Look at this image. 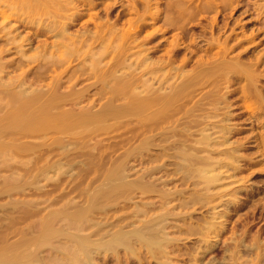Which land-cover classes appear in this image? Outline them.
Listing matches in <instances>:
<instances>
[{"label":"rangeland","instance_id":"1","mask_svg":"<svg viewBox=\"0 0 264 264\" xmlns=\"http://www.w3.org/2000/svg\"><path fill=\"white\" fill-rule=\"evenodd\" d=\"M21 1L22 0H3V1L0 0V53L2 54V55L0 54V82H1V84H0V115H1L0 116V122L2 121L0 123V126H3V125L6 126L5 124L8 122L9 117H10L9 116L10 114L8 112L11 113L12 109L14 108L13 103L16 100L15 99L16 97L14 96V98H12L9 96L16 94L17 98H21L23 95L21 94V96H20L19 95L20 93H18V91L20 92L21 90H24L26 87H28V83L30 84L28 89H32V87H34L32 91H34L36 85H38L36 87L37 90H35L37 92L39 89L38 87L41 88V85H43L44 87H46L45 85H48L47 86L48 89L43 88V86H42L43 89L42 88L40 89L41 92H43L45 89L46 92L45 91L44 92L46 94L44 93V94H42V96H44V95L47 96L50 93V91H47V90H51V89H49V87H50V85L55 84L53 82H55L56 79H57L56 81H58V79L60 80L59 85H61V86L59 87V89L63 88V90L66 88V86H71V85L75 84L76 82L77 83H76V85H74V87L76 89H78L79 87H81L82 84L88 85L89 83H91V81L94 82L95 79H93V78H96V80H98L97 76L99 74H101V72H100V70L98 71V69H96V66H94L92 62H91L92 64H90L89 61L91 60L93 55L96 56L97 53H100L101 50L104 49L102 47L104 45H101V42L104 44V42L106 43V40H107L108 41L107 44H108L109 40H111L110 43L113 40V43L117 44V40L115 41V37H117L116 39H119V38H121V35L115 34V33L113 34L112 33L113 30L112 31L108 30L110 28L109 27L110 25L106 24V27H103V26H105L104 25L105 23H103V22L100 23L97 21H104L102 19L105 18V15H106V18H109V20H111V19L113 20L117 16V14L122 15V16H119L120 20H123V19L126 20V18H129L128 16L131 14L128 12H127V14H125V11H127V10H125L126 5L127 4L129 5V0H122V1L120 0V2L122 4H120V2H118L119 0H117L116 2H114L113 0H111V1L108 0V3H109V1L110 2L113 1L114 3L112 4L113 8L110 7L112 10L109 8L106 11H105V8L107 9V6L110 4V3L109 4L106 3L107 0H105V1L104 0H89V1L87 0V2H86V0H75V1L73 0L74 3H71V0H58V1L53 0V2L54 3L56 2L57 4H54L52 2V0H49L50 2L47 1L49 5L45 4L46 8L44 7V3L40 2L42 4L41 5L39 2H38V4L36 2V4L40 8V9L38 8L39 12H37L36 8L38 6L34 3L35 1L26 0V1H28V3L26 1H25V3L29 4V2H30V5L33 4L35 7L37 6L36 8L33 7L32 5L27 6V4H25V6H24L23 5L24 1L23 2H21ZM210 1L211 2L209 4L211 7L210 8L206 7L207 9L202 8L199 10V12H197V8H193V7H196L197 4H199L200 2H201L200 3V5H201L203 2L202 0H200V2L197 0H194L193 2H191V1L187 2V3H189V5H192V9L196 10V12H195V15L192 16L193 18L192 17H189V18L184 17L183 19L181 18L182 20L185 19L184 21H182L180 19L181 24H184V26H185L184 28H186L188 26L186 29H183V28L178 27V26H177L178 27L177 28V27H175L176 25L175 26L173 25L174 26L173 28L168 27V30L164 31L163 29L166 27V25H163V23H164V21H162V20H164L163 17L158 19V20H153V19L150 20L151 18L148 17V18H146V21H145V19L142 20L143 18H140V20H139V18H136V16L133 15L134 18L130 17L129 19L133 20L134 23H135V20H136V22L139 21L138 24L142 23V25H143L142 29L144 30V28H145V31H147V32H148V29H147L148 27H149L150 32L153 29L155 31H158L159 29L163 28L162 29L163 32L158 31L159 32L158 34H157V32H155L154 35L151 37L152 39L150 38V41H149L150 43L145 42L143 45V48H144L145 45H147V47H149L151 45H154L155 43L160 44L159 45V48H160L159 51H157L153 55L151 54V57H153L152 58L153 60L157 59L158 54L159 55L163 54L164 50L166 52V49H167L169 42H170V39L171 40L173 38L176 40L179 39L178 40L179 42H182V40H183L182 44H187L188 46H190V48H188V49H193L196 42H198V45L200 44V46L202 48H205V47H207L206 44H207V40L210 38V34L214 33V36H216V34H217V37L219 38V39L217 38V41L219 43H222V45H226V46L230 47L229 56L236 55L233 57H237L240 61H242L244 63V65H245L244 68H241L237 72L232 71L231 73L230 72L228 73L231 76L238 75V79L236 81H233V84H232L233 86L229 85L228 87L227 86L225 87V85L227 83L224 81H223V83L220 82L221 85H218V86L221 88H219L218 86H217L218 90H216L215 87L212 88V93L214 94L213 95L211 93L212 97L210 94V97L212 99L204 100L206 102L208 101L207 102L208 105L204 101H202V102H204V106H203V103H201L202 104L201 111H199V109H197V111H199L200 113L202 111L204 113H206L207 111H210V113L207 112L206 114H211V112L213 113V112L218 111L217 113H221L223 119H221L220 117H215V118L208 117V118L203 119L201 122H202V124L204 122H206V123L209 122L211 125L210 124L207 125L205 123H204V125H202L201 123H199V126L196 125V122L193 121L192 118H190L191 120H189V118H188V120L185 118L184 119L181 118L182 120H178L177 124H176V121L174 122L176 124L175 128L179 129V130H177V131H179V133L175 132V135H176V133H177V135L176 136L174 135L175 137H173V138L176 139L178 134H179V136L182 134V137H179V138H181L180 142L183 143V141H184V144L185 143L186 144H192V146L196 145L195 147L198 146V147L202 148L201 143L196 142V144H194V142H195L196 138H199L201 136V134H208L209 133L208 134L209 139L207 138V139L203 140V143H202L203 150L201 151V153L198 152V154L205 155L206 157H208L207 161H209V163L211 161L210 167H212V165H213V167L215 168V169L211 168V170H209L207 174L211 175L214 173V175H216L218 178L216 179V182L212 183V181H211V183H209V185L207 187L204 186V183H202L201 180L198 179L199 176L196 173L193 172L194 174H191L187 170L182 169L183 167H184V169L187 168V166H188L187 163H184V162L182 163L181 162L182 160L178 159L179 157L174 158L173 156H170V154L174 152V150L172 148H168V150H166L167 148L164 150H161V149H158V147L151 148L152 146H150V147L144 148L145 150H143V149L140 150L139 148L136 149L135 153L137 155L135 154V157H132V158L137 159L136 164H138V165L133 167V169L134 168H136V169H134L135 171L132 170L131 174H133V175H131V176H135L134 175L135 172L137 173V171H140V170H138V168L141 169L142 167H144L143 165L147 166V164L149 165L150 162L152 161L153 163L152 162L151 163L153 165L155 163L156 164L164 163V165H166L165 168L167 167V169L165 170L163 168L164 166L162 165L161 166L163 168L162 170H164L165 173H168V177H169V174H170L171 178L174 177L173 180L170 177H169L170 179L168 178L169 182H171V183L168 182L169 185L168 184L164 185L166 188H164L163 185H161V184L160 185L163 187L164 190L167 191V194L169 193L168 194L169 197L166 195L168 197V199L166 198L167 201L170 200L169 198H172V197H173V199L176 198L175 199L176 202H174V203H176V205L173 204V206H171L172 202H170V201H172L173 199H171L169 201L171 204V205L170 204L169 205L171 207L165 206V205H168V204H166L167 202L164 204L165 198L159 200V201H161V204H163L165 206V207H163L164 210H166L165 209L166 207L171 208V209L175 208V207L177 208V209L176 208L173 209L175 213L173 211H172V213H174V214H172V213L170 214L171 215L170 217H172L171 219L173 220V222H175V225H176V226H174V225L169 226V227H172V228H169V230L171 229L170 235L173 238L175 237L174 239H172L168 243V244H170L169 246H171V247H168L171 252L168 250V248H167V251H166V249L163 250V248H161L162 249L161 251L164 252L163 255H161L162 252H160V250H158V251L161 254L159 252H157V249H159V248H155L156 249V251H155V249L154 250L152 249L153 247L146 248V245L144 243L143 244L145 246L139 241L138 244L139 243H141V244L138 245V244H136L137 240H133L134 245L132 244V246L135 247L134 248L135 250L133 249L132 246H131L132 248H130V249H129V247L127 248L126 242L125 243L123 242L124 246L118 245V243H116L117 246H115V248H116L115 250L112 248L110 249V247L107 246V247H109V248L106 247V249H108V251H105L106 249L105 250L103 249L106 246V245H104L103 248L101 247L102 249L100 248V250H102V251H100L99 249H97L98 251L96 250L97 252H99L98 254H93V253L91 254V257H89L90 262H89V260H87L88 261L87 264L88 263L89 264H163L164 261H165L164 264H190L191 262H192L191 264H207L208 263L207 261L211 262L208 264H213V263L216 264V262L217 263L219 262L220 264L221 263H223V264H264V105H263L264 104V49H263L264 48V0H222V1L221 0H217V1L216 0H210ZM195 2H198V3H195ZM75 3H77L78 5L77 4L74 5ZM88 3H91V5H89ZM93 3L96 5H92ZM140 3L141 2H139V4ZM192 3H194V6ZM17 4L18 5L20 4V5L18 6ZM143 4L137 5V7L142 8ZM159 4H160L159 5L160 7L159 6L158 7L160 9H162L163 7H165V0H161L159 2ZM21 5H23V6L21 7ZM51 5L54 7H52ZM70 5H71V7H70ZM259 5L262 7H260ZM87 6L89 7V9ZM92 6L94 8H92ZM102 6H103V8H102ZM214 6H216V7H214ZM41 7H43V8H41ZM47 8H48V10H47ZM26 9H28V10L31 9V12H29L28 10L26 11ZM40 10H42V12ZM141 10L143 11V9H141ZM171 10H174V9H171ZM142 11H140V12H142ZM201 11H202V13H201ZM259 11H260V13H258ZM39 14L42 16H40ZM52 14L55 16L57 15L58 19L56 18V21H55V18L53 19L54 16ZM80 14H81V16H79ZM89 14L94 15V18L92 15H91L92 16V18H91V16H89ZM63 15H65V16H63ZM69 15L73 19H71V17H69ZM113 15H115V17ZM61 16H62V18H61ZM74 16H75V18H74ZM99 16H101L102 19H100ZM131 16H132V14H131ZM48 17L50 18V20ZM46 19H48V21ZM94 19L95 20L97 19V20L95 21ZM51 20H54L55 22L52 21L53 23L52 22L50 23ZM61 20L63 22L65 21L67 23H64L63 25H61V23H63V22H61ZM125 20H123V25H122L123 28L121 27L123 30H126V28H127V24H126L127 21L125 22ZM147 20L149 22H147ZM118 21H119V19H118ZM150 21H152V23ZM153 21H155V22H153ZM119 22L122 23V21H119ZM179 22H178V24H180ZM44 23L46 24L45 27H47V25L50 26V31H49V29L46 30V28L43 26ZM47 23H49V24H47ZM51 24L52 25L56 24V28H58L59 31H58V29H56V30L58 32H60L61 35H62V31H63L62 27H64L66 25L65 27L67 29L66 30L67 33L68 32L71 33V34L69 33L70 34L69 36L72 35L71 37H73V33H74V36L77 35L78 38H76V37H73L74 39L73 38L71 39V37L67 38V37H69L67 34L64 35L63 37L62 36L59 37L60 33H58V32L56 33V35L58 34V36H56L54 28L53 27L51 28V26H52ZM95 24H97V25H95ZM208 24H211V25H208ZM37 25H39V26H37ZM84 25H85V28H83ZM13 26H15V27L13 28ZM101 26L103 29L100 28ZM107 26L109 27L108 29H106ZM117 26H118V23H117ZM79 27H82V28H79ZM119 27H120V24H119ZM154 27H156V29ZM256 27L259 30H257ZM260 27H261V30H260ZM36 28H37V30H36ZM61 28H62V31H61ZM77 28H79V29H77ZM86 28H88V29H86ZM93 28H94V30H93ZM104 28L106 29V31L104 30ZM83 29H84V31H83ZM223 29H224V31H223ZM74 30H76L79 33H76ZM123 30H120V31H123ZM44 32H46V33H44ZM82 32L84 34H81ZM107 32H108V34H107ZM117 32H119V30H117ZM216 32H218V33H216ZM226 32H228V33H226ZM98 33H99V35H98ZM242 33H243V36H242ZM78 34H80L81 36L80 35L78 36ZM147 34L148 33H146V35ZM89 35H92L94 37L95 36L98 37V38L95 37V41H94L95 43H93V42L90 43V41L94 40V38L92 36H90L92 39L89 40V38H90ZM102 35L105 37H103ZM116 35H118V36H116ZM142 35H144L143 32H142ZM86 36L88 37L89 41L86 42L87 44L86 43L84 44L79 40V38L81 40H84L87 38ZM184 36H186V37H184ZM225 36H227V37L225 38ZM64 37L67 38L68 40L64 39ZM102 37H103V39H102ZM110 37H112L113 39H110ZM145 37H147V36H145ZM8 39H11V40H8ZM56 39H58V40L56 41ZM61 39L63 42L61 41ZM259 39H260V41H259ZM74 40L77 42L80 41L82 44H80V42L78 43L80 46L78 44H74V42H75ZM121 40H122V38H121ZM240 40H243V42ZM7 43H9V44H7ZM166 43H167V46L165 47ZM249 44H251V45H249ZM76 45H78V48ZM88 45L90 48H88ZM55 46H57V47H55ZM67 46H69V47H67ZM63 47H66V48H63ZM135 47H131L128 50V52H130V56H129V54H127L128 59H130V60L133 59L134 61L137 59L136 56L138 58H140L139 55H141L138 52L139 48L137 46H135ZM98 48H100V50ZM213 48L215 51L216 47L213 46ZM188 49H181V51L184 50L185 53L189 52L190 54L187 53V55H191L192 63H193V65H195L197 63L196 62L197 59L200 58L199 57L200 54H203V52L202 51L201 52L196 51L197 53H199V54H197L196 52H194V53L190 52L191 50H188ZM240 49L241 50L243 49V50L241 51ZM63 53H65V54H63ZM74 53L75 54L77 53V55H74ZM111 53H113V52H111ZM111 53H109V55H112ZM86 54H88L89 56ZM114 54H116V52H114ZM156 54H157V56H156ZM181 54H182V52H181ZM57 55L59 57L64 58V59H65V57H67L65 60L61 58L63 65H62L61 61H59V60L57 61V59H59ZM109 55H107L108 57L106 56L108 59H109ZM210 56L211 55H209V57ZM106 57L103 59V60H105L104 62H107V60H108ZM111 57H110V59H111ZM207 57L208 56H203V59L207 58ZM41 58H42V60H41ZM44 58H46V59H44ZM54 58H57L55 60L57 62H55V61L53 62ZM48 59H49V61L51 60L53 63H55L53 67H52V65H53L52 62L47 63ZM128 59H127V62H128ZM247 59L249 61H247ZM133 60H131V61L133 62ZM255 60H257V61H255ZM259 60H261V61H259ZM44 61H45V63H44ZM131 61H129V62H131ZM136 61H138V60H136ZM135 62H133V63H135ZM67 63L69 64V66ZM84 64L87 65L89 68L87 66H85ZM45 66H48V68ZM58 66L60 67V69ZM65 66H66V69H65ZM70 66H72V67H70ZM67 67L70 68V70ZM73 67H74V69H73ZM134 67L135 66H133V68ZM255 68H256V71H255ZM257 68L258 69L260 68L261 70L260 69L258 70ZM64 69H65V71H64ZM72 69H73V71L71 72ZM136 69H138L137 71H140L139 70L140 68L135 67V70ZM83 70H85V71H83ZM246 70H248V73ZM95 71L98 73H96ZM92 72L96 73L95 74L96 77L95 76L92 77V74H94ZM162 72H164V71H162ZM252 72H254V73H252ZM249 73H250V75L248 76ZM158 74L159 73H157V75ZM252 74H254V75H252ZM22 76H23V78H22ZM90 76L92 77L93 80L90 78ZM247 77L248 78L250 77V79H251L250 82L252 81L251 83L250 82L248 83V81H249L248 79L246 81ZM19 79L20 80L24 79L25 85H27V86L24 85V88H23L22 85L24 82L23 81L20 82ZM47 79H48V81H47ZM63 79L65 80V82ZM78 79H79L80 83L78 82ZM29 80H30V82H27ZM31 80H33V81H31ZM96 80H95L96 83L94 86L91 85L92 87L90 86L89 88L86 89V91L83 92L85 97L83 94H82L83 96L82 95L81 96L83 97V99L85 101H81L80 104H82V102L83 103L87 102L86 101L87 99H85L86 96H88V97L93 96L95 98H97V97L99 98L100 93L102 94L105 92L104 89L106 90L107 88L102 89L101 85H100V87H96V86H99V84H98L99 82H97ZM71 81L72 82L74 81L75 83L74 82L72 83ZM255 82H257V83H255ZM18 83H19V85L21 84L20 90L18 89V88H20ZM50 83H52V84H50ZM224 83H226V84H224ZM6 84H8V85H6ZM10 84H11V86H10ZM210 84H207V86L205 85V87L197 89L199 91L196 90L198 93L195 91L196 95L194 93V97L197 98L198 97L197 95H199V94L201 95L204 92H208V89H211L210 86L211 87L214 86L213 84L212 85H210ZM63 85H65V88L63 87ZM243 85H244V89L242 88ZM240 87L242 88V90ZM248 87L251 88L252 90L251 89L249 90L251 92L250 93L248 92L249 97H247L248 99H246L245 96L243 97L244 94L242 91L243 90L248 91V89H247ZM12 88L13 89L17 88L16 91L17 90L18 91L16 92ZM99 88H101V90H99ZM230 89H232L233 91H230ZM9 90L14 91V92L12 91L13 92L12 95H9L10 92L8 95H6ZM26 90H24V91H25V93L27 92V94L32 92L30 90H29V92ZM215 90H216V93H214ZM224 90H226V91H224ZM228 90L230 92H228ZM1 91H2V93H1ZM59 91H62V90H59ZM100 91H102V92H100ZM202 91H204V92H202ZM209 91H211V90H209ZM22 93L24 94L23 91H22ZM86 93H87V95H86ZM105 93L107 94V92H105ZM104 94H102L100 96L104 97L103 96ZM217 94H219L220 96ZM256 94L258 95V98H257ZM215 95H217V96H215ZM6 96H7V98H6ZM213 96H215V97H213ZM8 97H9V99H8ZM79 97H80V95H79ZM2 98H4V100H2ZM95 98H93V99H95ZM195 98H193V99H195ZM213 98H214V100H213ZM13 99H15V100H13ZM75 99L77 100L79 98H75ZM97 99H95V100H97ZM90 100H91V98H90ZM90 100L88 99V102ZM230 100H231V102H230ZM249 101H251L250 103L252 106L249 104ZM97 102H98V100H97ZM99 102H100V100H99ZM244 102L247 104L245 105ZM191 103H192V101H191ZM210 105H211V107H210ZM248 105L251 107H249ZM229 106H231V107H229ZM203 107L206 108V111L203 109ZM245 107H247V108H245ZM195 109L193 111L196 113L197 111H195ZM199 112H197V113H199ZM197 113L195 114L196 117L193 116L194 117L193 119H195L197 117H198V119L199 118L201 119L202 115L204 114V113L203 114L202 113L197 114ZM224 114H226V115H224ZM4 116H6L8 118H6ZM190 117H192V116H190ZM219 118H220L219 122H221V123H219L217 121V119L219 120ZM133 119H132L133 123H135L139 120V119L136 120L135 118H133ZM205 120H207V121H205ZM184 122H187V124L190 122V124L186 125ZM191 122L194 124H191ZM133 123L132 124L127 123V125H126V123L125 124L122 123V124H120L121 126L118 125L119 127L118 128L116 127V129L115 128L97 129L96 131H94V133L91 132V134H88L89 138L92 137L91 139H89V141L94 142L95 140L98 139L102 142L101 144H103V145L106 144L107 146H109L111 141L114 142V140H113V138H114L120 144H118L116 146V148L114 147V151L113 150H107L108 153L106 152L107 155H110V156L112 155L111 157H114L117 153H119L120 151H122L123 149L128 147V144H127V142H125L126 141L125 139L127 138L128 135H130L131 131H128L129 130L128 128L130 125H133ZM135 124H134V126L138 127L139 123H137V125H135ZM200 124L202 126H205L206 128L203 129V127H201ZM189 125H191V126L193 125L194 127H197L196 128L197 132L195 131L194 128H193L194 132H196V133L193 132V129H191L192 130L191 132L189 131V129L186 130L187 128L191 127ZM216 125H218V126H216ZM214 126H216V127H214ZM198 127H200V128H198ZM218 127H220L221 129H219ZM53 129H51V128L45 129V130L44 129H37V130L35 129L37 131V133L34 132L35 130H32V132L29 131V133H27L28 131H26V132L22 131L23 137H22L21 133L16 132V133H18V134H16L13 129H6L5 130L6 133H5V131H2V134L5 135V136L3 135L4 137L2 136V134H0L1 135L0 136V250H1V248L2 249L4 247L6 248L9 243L12 244L13 241L18 240L16 242L20 243V241H19L20 239H22V241H23L25 238L31 239L30 237L36 236L38 234V232H40V230L43 229V227L48 223L47 216H48L50 211H54V209L56 210L59 207L61 208L62 202L73 201L72 203H74V202L77 203V202H80L82 200L81 198H83V196H82V194H79V190H77L79 188L78 185L80 184L81 180H82L81 185H79V186H83L86 183V181H89V177H90V179H92V176L94 178L97 175V177L99 178L100 176H98V175L101 174L102 170L104 171L105 167L101 166L103 169H99L101 167L98 166V170L95 171V168L97 169V167L94 166V168H89L90 169V170L88 169L89 171L87 170L86 173H83V176L80 177L82 179L78 180V177L76 178L77 171L74 170V171H72L73 173H75L74 174L75 179H72L73 183L71 182V179L68 178V180H67L66 176H62L61 180H59V181H51L52 179L51 180L45 179L46 176L53 174L52 171H48V172H45L42 174L40 173V175L38 174L39 178H38V176L36 177L35 174H37V172L39 173V171H37V170H39L40 168L43 167V166L40 167V165H42L44 163L43 160L45 161L47 158L53 159V157H56V152L59 150L54 143H53L54 145L49 144L50 147L49 146L48 147L50 149H48V147H47V150H49V152L48 151L46 152V150H43V149H46L47 145L44 147H42L41 145H37L38 143L40 144V141H42L43 139H46L47 141H50L52 138L54 139V137L56 135H58L59 131L57 129H55L53 131ZM198 129H200V130H198ZM12 130L14 132L13 135L11 134V133H13V132H11ZM40 130L43 132L42 134H41V132H39ZM104 130H106V131H104ZM109 130H112L113 132L109 131ZM136 130H138V129H136ZM55 131H56V133H55ZM38 132H39V134H38ZM46 132H48L47 134L50 137L46 134ZM98 132H99V134H98ZM101 132L103 134H105V132H107L106 134H109L111 132L114 135L109 134L106 136H104V135L102 136ZM139 133L140 132H138V134ZM191 133H194V134H192V136H189ZM43 134L46 135L47 137L45 136V138H44ZM183 134H185L188 139L186 138V140H185L184 139L185 136H183ZM25 135H27V136L25 137ZM141 135L142 134L140 133V135H137V137L135 136L136 138L134 140L138 141V138L140 139L142 137ZM94 136H95V138H94ZM108 136H110L111 138L113 137L112 140ZM17 137H18V139H17ZM210 139L213 141H211ZM3 140L6 142H3ZM122 140H123V142H122ZM11 141H13L15 144ZM23 142H25V144ZM122 143H124V144H122ZM121 144H122V146H121ZM8 145H11V146H8ZM20 145H21V147H20ZM37 146H39V148H37ZM51 146L52 147L55 146V148L57 150L55 149L56 150L55 151ZM34 147H36V148H34ZM117 147H118V149H117ZM52 149H53V151H55L54 152L55 154H53ZM29 150H31V151H29ZM38 151H39V153L40 152L42 153L41 156L39 155V153H37ZM140 153L143 155H141ZM146 153H149V155ZM154 153L156 154V156ZM47 154H49V155H47ZM157 154L160 158L157 157ZM47 156H49V157H47ZM148 156H153V158L152 157L148 158ZM38 157H40V158H38ZM228 157H229V159H228ZM154 158H157V159L155 160ZM167 159H169V160H167ZM39 161H40V163H39ZM130 161L132 162V160H130ZM138 161H140V162L137 163ZM133 162H135V161H133ZM177 162H179V163H177ZM183 164L186 166H182ZM37 165H39V166H37ZM224 165H226V166H224ZM180 166H182V167H180ZM179 168H181V169H179ZM162 170H160L159 173L154 174L153 177L160 175ZM175 170H177V171L174 173L173 171H175ZM185 171H187L188 173H186ZM96 172L98 174H96ZM182 172H184V176L187 175L188 178L182 179L184 177V176H182L183 175ZM102 174H103V172H102ZM34 175H35L36 179H33ZM172 175H174V176L172 177ZM190 175H192V176H190ZM52 177L55 178L54 176H52ZM37 178L39 179V184L37 183L38 182ZM101 178H99V179H101ZM126 178H128V177H126ZM129 178H131V177H129ZM99 179H96V180H99ZM34 180H37V181L35 182ZM47 180H49V181H47ZM76 180H78V181H76ZM31 181H33L35 183H32ZM74 181H75V183H74ZM56 182H58V183H56ZM200 183L202 185H200ZM181 184H183V185H181ZM35 185L39 186L40 189H39V187L37 189V187ZM158 186H157V188H158ZM42 187L44 190L41 189ZM76 187H77V189H76ZM203 187H204V189H202ZM168 188H171L172 190L168 189ZM173 188H175V189L177 188V189L175 190ZM154 191H156V190H154ZM175 191H177V192H175ZM147 192L149 193V191H147ZM172 192H174L175 196L172 194ZM148 193H146V194L145 193L144 194L137 193V194L142 195V197L141 196L139 197V195H137V196L135 195V197L131 200V201L135 200L136 203L135 202L134 203L136 205H134V203H131L130 200H129L130 201L129 202L127 198H124L126 196L125 193H122V194H124L123 196L121 194H120V196H118V194H119L118 193L117 196L115 195L116 197L114 196L113 200L110 202L111 205L108 202L109 209L111 210V208H112L114 213L112 212V210L109 212L112 213L111 214L112 216H116V217L118 216V217L122 218L121 215L129 214V210H131L132 207L133 208H137V207L140 208V206H137V205H140V203H142L144 205L145 200L148 202H149V200H151V202H154V200H156V202L158 203V199L160 198L161 194L158 191L157 192H150V194H148ZM157 193H159L160 195L158 196ZM170 193L172 194V197H170L171 196ZM57 197L59 198V201L57 200L58 202H56V200H55V203H54L53 198L55 199ZM163 197H165V195ZM116 198L117 199L120 198L123 201L125 199H127V200H125V202H123L120 199H119L120 201H118ZM142 198H143V200H140ZM147 198H149V200H147ZM196 198H197V200H196ZM114 200H115V202H113ZM175 200H173V201H175ZM50 201H52V202H50ZM138 201L140 202L139 204H138ZM156 202L154 203L155 206L158 205V204L156 205ZM180 202H183V203L185 202L187 205L184 203V206H183V203H182V205L180 206L177 204ZM113 203H115L117 205L114 206V205H112ZM142 204H141V206H142ZM103 206L106 207L107 204L103 205ZM103 206L101 205L100 210H99V208L97 209L98 212L100 211L99 213H97V210L94 212L95 214L97 213L98 215L97 214L93 215V213H91L93 215V217H92V215L90 214L94 220L99 218V220L101 219V222H102V220H104L103 214L108 213L104 216L105 217L107 215L110 216V214L108 212L109 209L107 208L108 206L106 207L107 210ZM110 206H111V208H110ZM129 207H131V208H129ZM157 207H159V205ZM157 207H155V208H157ZM160 207L158 210L161 209L160 211L162 212V205ZM113 208H115V209H113ZM101 209L105 210L106 213H103L104 211ZM188 209H189V211H188ZM101 211H103V212H101ZM152 211H150V213ZM176 212H178V214H176ZM179 212L181 214H179ZM45 214H47V216H45ZM114 214H116V215H114ZM152 214H156V213L153 212ZM61 215H63V214H61ZM42 216L43 217L45 216V217L43 218ZM112 216H110L111 217L110 220L114 219L115 222L110 221V220H109L110 221L109 222L108 221L109 217H108V219H107L108 223L114 222V223H111L114 225V227L119 226L116 223H119L120 225L122 223V226L124 229L128 228V226H126L127 225V220H126L127 215L125 216L126 219H124V218L122 219V220H126L125 223H123L121 219H120L121 223L116 222L119 219L115 220L116 218L115 217L113 218ZM142 216L143 215H141V218H142ZM178 216H181V218ZM56 217H57V219L54 217L50 218L51 221L49 220L50 221L49 223L53 224L52 221L55 220L54 225H56L57 228H58V226H60L59 229L63 230L62 231L63 234L58 233L59 235L56 234L55 235L56 237H54L52 239H49V240L41 242V243L38 242L37 244H39V245H37L34 242L35 246H33L34 247L33 250L35 252L38 250L39 251L38 255H40L38 262H40V264H67V263L68 264H73V263L76 264L75 262H77L79 264L84 263V262L80 261L81 258H79L77 260L78 250H77L76 244L74 241L73 242L71 241L72 237H70L71 238L70 239L67 237L68 235L66 236V233L72 232V234H73V232H74V235L77 233L78 234H82V233L84 234V232L86 230H83L80 227L79 228L83 231L77 230L78 225L76 226V228L74 227V224L72 222L76 221L77 219H71V221H70V219L68 220L69 217L66 218L65 215L62 217L57 215ZM91 217H90V220H92ZM177 217H178V219H176ZM42 220L44 222L46 221V223L44 224V222ZM66 220H68V221H66ZM40 221L43 222L42 226H41ZM77 221L74 223L77 224L78 223ZM70 222H71V224H70ZM91 222H93V221H91ZM103 222H104L103 223V225H104L103 229L105 230V227H106L105 220ZM189 223H190V225H189ZM115 224H116V226H115ZM206 224H208V225H206ZM202 225H204V226H202ZM107 226L108 227H106V228H107V230H109V228H111V225H107ZM201 227H202V230H201ZM209 227H210V230H209ZM103 229L101 231L102 233H104ZM36 230H37V232H36ZM65 231H66V233H64ZM109 231H112V230H109ZM200 232H202L203 234ZM204 234H205V236H204ZM209 237H210V239H209ZM203 238H205V239H203ZM175 239H176V241H175ZM200 239L202 241L206 240V242H208V243H206V242L204 243V241L202 242ZM52 240H54V241H52ZM16 242H13V243H16ZM66 242H68V243L66 244ZM71 242L73 243V245H75V249H74V246L72 245ZM203 243H204V245H203ZM112 244H114V243H112ZM112 244H110V245H112ZM119 244H122V243L119 242ZM174 244H175V246H174ZM208 244H210V245H208ZM244 244H245V246H244ZM249 244L251 247L249 246ZM67 245H71V246H69L71 248L73 246V248H72L73 251H72V249L67 247ZM206 245H208V246L205 247ZM231 245H233V246H231ZM247 246H248V248H246ZM150 248L152 250H150ZM202 248H204V252H203ZM234 249H235V251H234ZM247 249H248V252H247ZM74 250H77V252H75ZM132 250H134L135 252L133 253ZM166 252H168V253H166ZM231 252L232 253L238 252V253H235L233 255ZM156 253H158V254H156ZM196 253H198V254H196ZM201 253H203L204 255H200ZM80 255H82V252L80 253ZM92 255H94V257H92ZM194 256L199 260H197V259L195 260ZM163 257L165 260L163 259ZM41 258H43L44 261ZM255 258L257 260H255ZM71 260H72V263H71ZM226 260H228V261H226ZM78 261H80V262H78ZM235 261H236V263H235ZM84 264H86V262Z\"/></svg>","mask_w":264,"mask_h":264},{"label":"bare ground","instance_id":"2","mask_svg":"<svg viewBox=\"0 0 264 264\" xmlns=\"http://www.w3.org/2000/svg\"><path fill=\"white\" fill-rule=\"evenodd\" d=\"M3 1V0H2ZM24 1V3H23V5L25 6V4H27L28 3V1H26V0H22L21 2H23ZM25 1L27 2V3H25ZM33 1H35L34 3L36 4V2H37V4H38V2L40 3H44V7L46 6L45 4H47V5H49L48 4V2L47 1H49V0H33ZM44 1V2H43ZM58 1V0H57ZM75 1V0H74ZM74 1L73 0H71V3H74ZM89 1V0H88ZM105 1V0H104ZM111 1V0H110ZM109 1V3H108V0H107V2L106 3H108L109 5L107 6V9L105 8V11L106 10H108L110 7L111 8H113V6H112V4L114 3V2H116L117 0H113L112 2H110ZM122 1V0H121ZM161 0H129V5L127 4L126 5V9L125 10H127V11H125V14H127V12L128 13H131L132 14V16H131V14L128 16L129 18L130 17H132V18H134L133 17V15L134 16H136V18H139V20H140V18H143L142 20H144L145 19V21H146V18H148V17H150L151 19L150 20H158V19H160V18H164V20H162V21H164V23H163V25H166V27L163 29L162 27V29L165 31V30H168V27H174L175 25V27H181V28H183V29H186V28H184L185 26H184V24H181V20L184 18V17H187V18H189V17H192V16H194L195 15V12H196V10H194V9H192V5H189V3H187V2H193L192 0H165V7H163L162 9H160L159 7V2H160ZM197 1H199L200 2V0H197ZM203 2H202V4L200 5V3L199 4H197V6L196 7H193V8H197V12H199V10L200 9H204V8H210L211 6H210V0H202ZM217 1V0H216ZM222 1V0H221ZM11 2V1H10ZM18 2V1H17ZM50 2V1H49ZM52 2H53V0H52ZM60 2V1H59ZM69 2V1H68ZM79 2V1H78ZM82 2V1H81ZM86 2H87V0H86ZM85 2V3H86ZM118 2H120V0L118 1ZM139 2H141L140 4H143L142 6V8L141 9H143V11L139 8V7H137V5H140L139 4ZM229 2V1H228ZM3 3V2H2ZM40 3V4H41ZM54 3V2H53ZM105 3V4H106ZM195 3H198V2H195ZM216 3V2H215ZM262 3V2H261ZM22 4V3H21ZM36 4V5H37ZM39 4V5H40ZM54 4H57L56 2L54 3ZM63 4V3H62ZM77 3H75L74 5H76ZM89 5H91V3H88ZM87 4V5H88ZM120 4H122L121 2H120ZM191 4V3H190ZM193 4V6H194V3H192ZM257 4V3H256ZM15 5V4H14ZM18 5V4H17ZM20 5V4H19ZM18 5V6H19ZM23 5H21V7L23 6ZM28 5H30V2H29V4H27V6ZM33 7H35L33 4H31ZM30 5V6H31ZM42 5V4H41ZM64 5V4H63ZM62 5V6H63ZM78 5V4H77ZM88 5V6H89ZM92 5H96V4H92ZM145 5V6H144ZM154 7H153V6ZM164 5V4H163ZM196 5V4H195ZM199 5V6H198ZM223 5V4H222ZM226 5V4H225ZM230 5V4H229ZM228 5V6H229ZM262 5V4H261ZM16 6V5H15ZM38 6V5H37ZM36 6V7H37ZM52 6V5H51ZM81 6V5H80ZM87 6V7H88ZM123 6V5H122ZM152 6V7H151ZM159 6V7H158ZM220 6V5H219ZM258 6V5H257ZM260 6V5H259ZM35 7V8H36ZM50 7V6H49ZM48 7V8H49ZM52 7H54V6H52ZM64 7V6H63ZM62 7V8H63ZM69 7V6H68ZM70 7H71V5H70ZM90 7V6H89ZM89 7H88V9H89ZM214 7H216V6H214ZM260 7H262V6H260ZM24 8V7H23ZM29 8V7H28ZM32 8V7H31ZM38 8H39V6L36 8L37 9V12H39V10H38ZM41 8H43V7H41ZM46 8V7H45ZM48 8H47V10H48ZM92 8H94L93 6H92ZM91 8V9H92ZM98 8V7H97ZM102 8H103V6H102ZM110 8V9H111ZM128 8V9H127ZM206 8V9H207ZM226 8V7H225ZM224 8V9H225ZM229 8V7H228ZM40 9V8H39ZM57 9V8H56ZM164 9V10H163ZM171 9H174V10H171ZM255 9V8H254ZM9 10V9H8ZM12 10V9H11ZM28 9H26V11H27ZM44 10V9H43ZM62 10V9H61ZM78 10V9H77ZM94 10V9H93ZM112 10V9H111ZM10 11V10H9ZM8 11V12H9ZM29 12H31V9L30 10H28ZM41 12H42V10H40ZM60 11V10H59ZM83 11V10H82ZM99 11V10H98ZM110 11V10H109ZM140 11H142V12H140ZM205 11V10H204ZM36 12V13H37ZM207 12V11H206ZM25 13V12H24ZM35 13V14H36ZM52 13V12H51ZM201 13H202V11H201ZM258 13H260V11L258 12ZM14 14V13H13ZM41 14V13H40ZM39 14V15H40ZM50 14V13H49ZM64 14V13H63ZM78 14V13H77ZM93 14V13H92ZM92 14H89V16H91ZM106 14V13H105ZM124 14V13H123ZM12 15V14H11ZM44 15V14H43ZM53 15V14H52ZM99 15V14H98ZM109 15V14H108ZM116 15V14H115ZM115 15H113L114 17H115ZM217 15V14H216ZM40 16H42V15H40ZM54 17H53V19L55 18V21H56V18H57V15L55 16V15H53ZM60 16V15H59ZM63 16H65V15H63ZM79 16H81V14L79 15ZM93 16V18H94V15H92ZM92 16H91V18H92ZM119 16H122V15H120V14H117V16L112 20H109V18H106V15H105V18H101V16H99L100 17V19H102V20H104V21H97V22H103V23H105L104 25L105 26H103V27H106V24L107 25H110L109 27L111 28H109L108 26H107V28L106 29H108L109 31H112V33L114 34H120L121 35V38H122V40H121V38H119V39H116L117 37H115L114 35V37H115V41L117 40V44L116 43H113V40H112V42L110 43V41L111 40H109V43L107 44V40H106V43L104 42V44L101 42V45H104V46H102L104 49L103 50H101V52L100 53H97V55L95 56V55H93L92 56V58H91V60L89 61V63L90 64H92L93 63V65L94 66H96V69H98V71L100 70V72H101V74H99L97 77H98V80H96V78H93V79H95L97 82H99L98 84H99V86H96V87H100V85H101V88L103 89V88H107L106 90L104 89V91L105 92H107V94L105 95L104 93H102V94H104L103 96L104 97H101L100 95H102L101 93H100V95H99V98L97 99V98H95V97H93V98H95V99H97L98 100V102H97V100H95V99H93L92 97H88V96H86V98L85 99H87L86 101V103L84 102H82V104H80L81 103V101H85L84 99H83V92L84 91H86V89L87 88H89L91 85L92 86H94L95 85V80H94V82H92L91 81V83H89L88 85H84V84H82L81 85V87H79L78 89H76L75 87H74V85H76V83L75 84H73V85H71V86H66V88H65V85H63V87L65 88L64 90H63V88L62 89H59V87L61 86V85H59V82H60V80L58 79V81H56L57 79V77L55 78L56 80H55V82H53V83H55V84H52V83H50V84H52V85H50V87H49V89H51V90H47V91H50V93L46 96V95H44V96H42V94H44L46 91H45V89H48L47 88V86L48 85H45L46 87H44L43 85H41V88H42V86H43V88H45L44 89V91L43 92H41L40 91V87H38L39 89H38V92L37 91H35V90H37L36 89V87L38 86V85H36V87H35V90L34 91H32L33 90V88L34 87H32V89H28V87L30 86V84L28 83V87H26L24 90H26V91H28L29 92V90L30 91H32V92H30V93H28L27 94V92L25 93V91L24 90H21L20 92L18 91V93H20L19 95L21 96V94L23 95L21 98H17V96H16V94L14 95H12V93L14 92V91H16V89L20 86V88H18L19 90L21 89V84L19 85V83H18V87L16 88V89H13L12 91H8V93L6 94V95H8L9 94V92H10V94L9 95H12V96H9V97H12V98H14V96L16 97L15 99H13V100H15L14 101V103H13V105H14V108L12 109V111H11V113L10 112H8L10 115V117H9V120H8V122L5 124L6 126H0V134H2V131H5L6 129H13L14 130V132L16 133V132H18V133H21V135H22V131L23 132H26V131H28L27 133H29V131H31L32 132V130H37V129H53V131L55 130V129H57L56 131L58 132V135H56L55 137H54V139L52 138L50 141H47L46 139H41L42 141H40V144L38 143H36L37 145H41L42 147H44V146H46V149H43V150H46V152L48 151L49 152V150H47V147L49 146L50 147V145L49 144H55L56 145V147L59 149L57 152H56V157H53V159H46L45 157V161L43 160V164L42 165H40V167H42V168H40L39 170H37V171H39V173L37 172V174H35L36 175V177L38 176V174L40 175V173L42 174V173H45V172H48V171H52L53 172V174H51V175H48V176H46L45 177V179H49V180H51V181H59V180H61V177L62 176H66V178H67V180H68V178L69 179H71V182H72V179H75V173H73L72 171H74V170H76L77 171V173H76V178L78 177V180L79 179H82V178H80L81 176H83V173H86L87 172V170L89 169V168H94V166L95 167H97V169L95 168V171L96 170H98V166H102V167H105L104 168V171L102 170L101 171V174L100 175H98V176H100L99 178H101V179H99L98 177H97V175L93 178V176H92V179H90V177H89V181H86V183L83 185V186H79V185H81V181H80V184L78 185V187L80 188H78L77 189V187H76V189L77 190H79V194H82V196H83V198H81L82 200L80 201V202H77V203H72L73 201H65V202H62V206H61V208L59 207L58 209H54V211H50L49 212V214H48V216H47V214H45V216H47V218H48V223L43 227V229H39L40 230V232H38V234L36 235V236H34V237H30L31 239H27V238H25L23 241H22V239H20L19 241H20V243H17L16 241H18V240H16V241H13V242H16V243H13L12 242V244H8L7 245V247L5 248H1V250H0V264H40V262H38L39 261V257H40V255H38L39 253V251L37 250L36 252L33 250V246H35V243L37 244L38 242L39 243H41V242H44V241H47V240H49V239H52V238H54V237H56L55 235L57 234V235H59L58 233H62L63 234V230H60L59 228H60V226H58V228H57V226L56 225H54V223H55V220L54 221H52V223L53 224H51V223H49L51 220H50V218H52V217H54V218H56L57 219V215H59V216H64L65 215V217L66 218H68V220L70 219V221H71V219H77L76 221L78 222L77 224H75L74 222H76V221H73L72 223L74 224V227L76 228V226H77V230H81V229H83V230H86L85 232H84V234L82 233V234H75L74 235V232H73V234H72V232H67L66 233V231L64 232V233H66V236L68 237V238H70V237H72V239H71V241L73 242H75V244H76V247H77V250H78V252H77V250H74L75 252H77V255H78V257H77V260L79 259V258H81L80 259V261L81 262H86V264H87V260H89L90 258L89 257H91V254L93 253V254H98L99 252H97L98 250L97 249H99L100 250V248L102 247L103 248V246L104 245H106L103 249L105 250L106 249V247L107 246H109L110 247V249L112 248V249H116L115 248V246H117L116 245V243H118V245H123L124 246V244H123V242L125 243L126 242V245H127V248L129 247V249L130 248H132L133 246H132V244L134 245V243H133V240H137V243L136 244H138V242L140 241L142 244L144 243L145 245H146V248H148V247H153L152 249L154 250L155 248H159V249H157V252H159L158 250H160V252H162L161 250V248H163V250H165L166 249V251H167V248L168 247H171V246H169L170 244H168L169 243V241H171L172 239H174L171 235H170V231H171V229L169 230V228H172V227H169V226H171V225H174V226H176L175 225V222H173V220L171 219L172 217H170L171 215V213H172V211L174 212V210L173 209H175V208H167V207H169L171 204V206H173V204H175L176 205V203H174V202H176V198L175 199H173V197H172V194L174 195V192H172V194H171V196L170 197H172V198H169L170 200L171 199H173V200H175V201H170V202H172L171 204H170V202L169 201H167V199H168V197H169V193L167 194V191L166 190H164L163 189V187L161 186V185H169V183H171V182H169V179L171 178L170 177V174H169V177H168V173H165V171L164 170H162L163 168L166 170L167 169V167L165 168V166L166 165H164V163H160V164H156L155 162V164L153 165L151 162H150V164L148 165L147 164V166H145V165H143L144 167H142L141 169H139L138 168V170H140V171H137V173L135 172V176H131V175H133V174H131L132 173V170H134V169H136V168H134L133 169V167L134 166H136V165H138V164H136V161H137V159H135V158H132V157H135V151H136V149H143V150H145L144 148H147V147H150V146H152L151 148H155V147H158V149H161V150H164V149H166V150H168V148H172L173 150H174V152L173 153H171L170 154V156H173L174 158H178V159H180V160H182L181 162L183 163H187V168L186 169H184V167L182 168L183 170H187L189 173H191V174H194V173H196L198 176H199V178L198 179H200L201 180V182L202 183H204V186H208L209 185V183H211V181H212V183L213 182H216V179L218 178L216 175H214V173L213 174H211V175H209V174H207L208 173V171L209 170H211V168H214L213 167V165H212V167H210V165H211V161H210V163H209V161H207L208 159V157H206L205 155H201V154H198V152H200L201 153V151L203 150V145H202V143H203V140H205V139H207L208 138V134H201V136L199 137V138H196V140H195V142H194V144H196V142H198V143H201V146H202V148H200V147H195L196 145H193L192 146V144H184V141H183V143L182 142H180V140H181V138H179V137H182V134L179 136V134H178V136H177V138L175 139V138H173V137H175L176 135H177V133H179V131H177V130H179L178 128H175V126H176V124H177V121L178 120H182V119H187L188 120V118H189V120H191L190 118H192V120L193 121H195L196 122V125H198L199 126V123H201L202 124V120L203 119H205V118H208V117H211V118H215V117H220L221 119H223V117H222V115H221V113H217V112H211V114H206L207 112L208 113H210V111H207L206 113H204L203 111V115H202V118L200 119H198V117L197 118H195V119H193L194 117L193 116H195L196 117V113L197 112H199V111H201V106H202V104L201 103H203V106H204V102L207 104V102L206 101H204V100H209V99H212L211 97H212V88L213 87H215L216 88V90H218L217 88L219 87L218 85H221L220 84V82L221 83H223V81L224 82H226V83H224V84H226L225 85V87L227 86H229V85H232L233 84V81H236L237 79H238V75H236V76H231L230 74H228L229 72L231 73L232 71L234 72V71H238V70H240L241 68H244V63L242 62V61H240L237 57H233V56H236V55H233V56H229V50H230V47H228V46H226V45H222V43H219L218 41H217V34H216V36H214V33L213 34H210V38L207 40V47H205V48H202L201 46H200V44L198 45V42H196L195 40V45H194V48L193 49H188V48H190V46H188L187 44H182L183 43V40H182V42H179L178 40H176V39H170V42H169V45H168V47H167V49H166V52H165V50H164V53L163 54H161V55H159L158 54V56H157V54H156V56H157V59H155V60H153L152 58L153 57H151V54L153 55V54H155L157 51H159V45L160 44H154V45H151V46H149V47H147V45H145L144 46V48H143V45H144V43L145 42H148V43H150L149 41H150V38L154 35V33L155 32H157V34L159 33L158 31H162L163 32V30L162 29H159L158 31H155L153 28V30H151V32L149 31V27L147 28L148 29V32L147 31H145V28H144V30L142 29V23L141 24H138V22H136V20H135V23L137 24H135L134 23V21L133 20H131V19H129V18H126V20L125 19H123V20H125V22H126V24H127V28H126V30H123L122 28H123V20H120V18H119ZM69 17H71L70 15H69ZM108 17V16H107ZM127 17V16H126ZM200 17V16H199ZM259 17V16H258ZM29 18V17H28ZM49 18V17H48ZM52 18V17H51ZM61 18H62V16H61ZM74 18H75V16H74ZM96 18V17H95ZM182 18V19H181ZM193 18V17H192ZM215 18V17H214ZM256 18V17H255ZM58 19V18H57ZM60 19V18H59ZM71 19H73L72 17H71ZM106 19V20H105ZM118 19H119V21H122V23L121 22H119L118 21ZM181 19V20H180ZM47 21H48V19H46ZM49 20H50V18H49ZM69 20V19H68ZM95 20V19H94ZM97 20V19H96ZM95 20V21H96ZM149 20V19H148ZM147 20V22H149ZM185 20V19H184ZM184 20H182V21H184ZM188 20V19H187ZM39 21V20H38ZM42 21V20H41ZM52 21H54V20H51L50 21V23L52 22ZM54 21V22H55ZM180 21V22H179ZM211 21V20H210ZM258 21V20H257ZM45 22V21H44ZM59 22V21H58ZM61 22H63L62 20H61ZM60 22V23H61ZM73 22V21H72ZM96 22V23H97ZM151 23H152V21H150ZM153 22H155V21H153ZM178 22L180 23V24H178ZM35 23V22H34ZM53 23V22H52ZM64 23H67V22H63V23H61V25H63ZM69 23V22H68ZM83 23V22H82ZM81 23V24H82ZM85 23V22H84ZM90 23V22H89ZM117 23H118V26H117ZM47 24H49V23H47ZM119 24H120V27H119ZM135 24V25H134ZM154 24V23H153ZM35 25V24H34ZM45 23H44V27H45ZM52 25V24H51ZM70 25V24H69ZM83 25V24H82ZM88 25V24H87ZM95 25H97V24H95ZM100 25V24H99ZM174 25V26H173ZM208 25H211V24H208ZM37 26H39V25H37ZM60 26V25H59ZM66 26V25H65ZM62 27L63 28V31H62V28H61V31H62V35H61V33L60 32H58L59 31V29L58 28H56V24H54V25H52L51 26V28L53 27L54 28V30H55V35H56V33L58 32V33H60L59 34V37L60 36H64V35H70L71 33L70 32H68L67 33V29H66V27ZM156 26V25H155ZM161 26V25H160ZM190 26V25H189ZM15 26H13V28H14ZM17 27V26H16ZM42 27V26H41ZM40 27V28H41ZM58 27V26H57ZM92 27V26H91ZM99 27V26H98ZM122 27V28H121ZM145 27V26H144ZM147 27V26H146ZM177 27V28H178ZM207 27V26H206ZM211 27V26H210ZM209 27V28H210ZM263 27V26H262ZM12 28V29H13ZM46 28V30H48L49 29V31H50V26H48L47 25V27H45ZM44 28V29H45ZM79 28H82V27H79ZM79 28H77V29H79ZM83 28H85V25H84V27ZM97 28V27H96ZM100 28H102V26L100 27ZM155 29H156V27H154ZM167 28V29H166ZM218 28V27H217ZM216 28V29H217ZM234 28V27H233ZM257 28V27H256ZM10 29V28H9ZM8 29V30H9ZM56 29H58V31L56 30ZM86 29H88V28H86ZM85 29V30H86ZM98 29V28H97ZM103 29V28H102ZM106 29L104 28V30L106 31ZM146 29V30H147ZM36 30H37V28H36ZM42 30V29H41ZM53 30V31H54ZM93 30H94V28H93ZM117 30H119V32H117ZM120 30H123V31H120ZM143 30V31H142ZM230 30V29H229ZM257 30H259L258 28H257ZM260 30H261V27H260ZM52 31V30H51ZM66 31V32H65ZM76 33H79V32H77L76 30H74ZM83 31H84V29H83ZM116 31V32H115ZM144 33V35H142V32ZM216 31V30H215ZM223 31H224V29H223ZM244 31V30H243ZM242 31V32H243ZM7 32V31H6ZM42 32V31H41ZM174 32V31H173ZM191 32V31H190ZM220 32V31H219ZM257 32V31H256ZM36 33V32H35ZM43 33V32H42ZM44 33H46V32H44ZM70 33V34H69ZM75 33V34H76ZM88 33V32H87ZM95 33V32H94ZM100 33V32H99ZM99 33H98V35H99ZM111 33V34H112ZM146 33H148L147 35H146ZM179 33V32H178ZM216 33H218V32H216ZM226 33H228V32H226ZM246 33V32H245ZM249 33V32H248ZM13 34V33H12ZM11 34V35H12ZM81 34H84L83 32L81 33ZM103 34V33H102ZM107 34H108V32H107ZM176 34V33H175ZM190 34V33H189ZM220 34V33H219ZM230 34V33H229ZM240 34V33H239ZM6 35V34H5ZM47 35V34H46ZM80 34H78V36H79ZM104 35V34H103ZM102 35V36H103ZM177 35V34H176ZM236 35V34H235ZM253 35V34H252ZM56 36H58V34L56 35ZM72 36V35H71ZM71 36H69V37H67V38H70ZM81 36V35H80ZM83 36V35H82ZM90 36H92V35H89V37ZM112 36V37H113ZM116 36H118V35H116ZM145 36H147V37H145ZM192 36V35H191ZM230 36V35H229ZM242 36H243V33H242ZM12 37V36H11ZM15 37V36H14ZM27 37V36H26ZM73 37H76V38H78L77 37V35L76 36H74V33H73ZM73 37H71V39L73 38ZM87 37V36H86ZM85 37V38H86ZM93 38H94V40H92V41H90V43H95L94 41H95V37L94 36H92ZM103 37H105V36H103ZM103 37H102V39H103ZM112 37H110V39H113ZM142 37V38H141ZM183 37V36H182ZM184 37H186V36H184ZM227 36H225V38H226ZM233 37V36H232ZM67 38H65L64 37V39H66V40H68ZM96 38H98V37H96ZM172 38V37H171ZM177 38V37H176ZM27 39V38H26ZM70 39V40H71ZM74 39V38H73ZM84 39V38H83ZM90 39H92L91 37L89 38V40ZM109 39V38H108ZM152 39V38H151ZM219 39V38H218ZM7 40V39H6ZM8 40H11V39H8ZM58 39H56V41H57ZM60 40V39H59ZM76 40V39H75ZM74 40V41H75ZM79 40L82 42V43H86L87 41H89L88 40V37L86 38V39H84V40H81L80 38H79ZM119 40V41H118ZM206 40V39H205ZM251 40V39H250ZM61 41H62V39H61ZM73 41V42H74ZM79 41V42H80ZM100 41V40H99ZM114 41V42H115ZM152 41V40H151ZM181 41V40H180ZM221 41V40H220ZM240 41H242L243 42V40H240ZM255 41V40H254ZM259 41H260V39H259ZM10 42V41H9ZM54 42V41H53ZM63 42V41H62ZM71 42V41H70ZM76 42V43H75ZM74 42V44H78L79 42H77V41H75ZM80 42V44H82ZM119 42V43H118ZM157 42V41H156ZM257 42V41H256ZM11 43V42H10ZM41 43V42H40ZM65 43V42H64ZM72 43V42H71ZM185 43V42H184ZM226 43V42H225ZM224 43V44H225ZM255 43V42H254ZM7 44H9V43H7ZM87 44V43H86ZM89 44V43H88ZM98 44V43H97ZM106 44V45H105ZM193 44V43H192ZM230 44V43H229ZM14 45V44H13ZM16 45V44H15ZM55 45V44H54ZM53 45V46H54ZM68 45V44H67ZM79 45V44H78ZM78 45H76L77 46V48H78ZM95 45V44H94ZM93 45V46H94ZM99 45V44H98ZM97 45V46H98ZM231 45V44H230ZM234 45V44H233ZM249 45H251V44H249ZM253 45V44H252ZM80 46V45H79ZM82 46V45H81ZM85 46V45H84ZM135 46H137L139 49V54H141V55H139V57L140 58H138L137 56H136V60H138V61H134L133 59H131V60H133V62H135V63H133L130 59H128V56H127V54H129V56H130V52H128V50L131 48V47H135ZM167 46V43H166V45H165V47ZM213 46L214 47H216L215 49V51H214V48H213ZM242 46V45H241ZM240 46V47H241ZM55 47H57V46H55ZM60 47V46H59ZM67 47H69V46H67ZM250 47V46H249ZM19 48V47H18ZM63 48H66V47H63ZM88 48H90L89 47V45H88ZM87 48V49H88ZM136 48V47H135ZM242 48V47H241ZM70 49V48H69ZM99 50H100V48H98ZM181 49H188V50H191L190 52H192V53H194V52H196V51H202L203 52V54H200V58L199 59H197V63L195 64V65H193V63H192V58H191V55H187V53L188 54H190L189 52H187V53H185L184 52V50L183 51H181ZM264 49V48H263ZM19 50V49H18ZM66 50V49H65ZM81 50V49H80ZM241 50V49H240ZM243 50V49H242ZM241 50V51H242ZM2 51V50H1ZM87 51V50H86ZM91 51V50H90ZM186 51V50H185ZM238 51V50H237ZM83 52V51H82ZM111 52H113V53H111ZM114 52H116V54H114ZM137 52V51H136ZM181 52H182V54H181ZM231 52V51H230ZM3 53V52H2ZM67 53V52H66ZM78 53V52H77ZM77 53L75 54L74 53V55H77ZM88 53V52H87ZM109 53H111L112 55H109ZM181 55H180V54ZM197 53V52H196ZM210 53V54H209ZM237 53V52H236ZM239 53V52H238ZM1 54V53H0ZM63 54H65V53H63ZM62 54V55H63ZM79 54V53H78ZM81 54V53H80ZM85 54V53H84ZM197 54H199V53H197ZM2 55V54H1ZM51 55V54H50ZM54 55V54H53ZM86 55H88V54H86ZM107 55H109V59L107 58L108 56ZM136 55V54H135ZM134 55V56H135ZM209 55H211L210 57H209ZM239 55V54H238ZM252 55V54H251ZM58 56V55H57ZM89 56V55H88ZM107 56V57H106ZM112 56V57H111ZM155 56V57H156ZM180 56V57H179ZM203 56H208L207 58H204L203 59ZM44 57V56H43ZM69 57V56H68ZM107 58L108 60H107V62H104L105 60H103L104 58ZM110 57H111V59H110ZM262 57V56H261ZM47 58V57H46ZM46 58H44V59H46ZM51 58V57H50ZM58 58L59 59H57V58H54V60H53V62L57 59V61L59 60V61H61V63H62V59H64V58H62V57H59L58 56ZM62 58V59H61ZM67 57H65V59H66ZM90 58V57H89ZM130 58V57H129ZM134 58V57H133ZM248 58V57H247ZM64 59V60H65ZM78 59V58H77ZM127 59H128V62H127ZM135 59V58H134ZM41 60H42V58H41ZM63 60V61H64ZM74 60V59H73ZM82 60V59H81ZM86 60V59H85ZM110 60V61H109ZM47 61V60H46ZM57 61H55V62H57ZM77 61V60H76ZM79 61V60H78ZM129 61H131V62H129ZM194 61V60H193ZM247 61H249L248 59H247ZM255 61H257V60H255ZM254 61V62H255ZM259 61H261V60H259ZM50 63V62H52L51 60L49 61V59H48V61H47V63ZM52 62V63H53ZM65 62V61H64ZM68 62V61H67ZM82 62V61H81ZM88 62V61H87ZM92 62V63H91ZM104 62V63H103ZM246 62V61H245ZM253 62V63H254ZM44 63H45V61H44ZM78 63V62H77ZM251 63V62H250ZM2 64V63H1ZM41 64V63H40ZM54 64L55 63H53V65H52V67L54 66ZM58 64V63H57ZM68 64V63H67ZM72 64V63H71ZM255 64V63H254ZM3 65V64H2ZM43 65V64H42ZM62 65H63V63H62ZM79 65V64H78ZM85 65V64H84ZM44 66V65H43ZM50 66V65H49ZM68 66H69V64H68ZM85 66H87V65H85ZM133 66H135L136 68H140L139 70L140 71H137L138 69H136L135 70V67L133 68ZM256 66V65H255ZM45 67H47L48 68V66H45ZM51 67V68H52ZM59 67V66H58ZM57 67V68H58ZM64 67V66H63ZM70 67H72V66H70ZM88 67V66H87ZM86 67V68H87ZM93 67V66H92ZM56 68V69H57ZM68 68V67H67ZM89 68V67H88ZM95 68V67H94ZM41 69V68H40ZM53 69V68H52ZM51 69V70H52ZM59 69H60V67H59ZM65 69H66V66H65ZM65 69H64V71H65ZM69 70H70V68H68ZM73 69H74V67H73ZM73 69L71 70V72L73 71ZM248 69V68H247ZM250 69V68H249ZM258 69V68H257ZM260 69V68H259ZM258 69V70H259ZM77 70V69H76ZM94 70V69H93ZM92 70V71H93ZM254 70V69H253ZM261 70V69H260ZM38 71V70H37ZM68 71V70H67ZM79 71V70H78ZM83 71H85V70H83ZM87 71V70H86ZM97 71V70H96ZM95 71V72H96ZM137 71V72H136ZM162 71H164V72H162ZM245 71V70H244ZM247 71V73H248V70H246ZM255 71H256V68H255ZM60 72V71H59ZM89 72V71H88ZM92 72V73H94V74H92V77L93 76H95V74L96 73H98V72ZM99 72V73H100ZM243 72V71H242ZM241 72V73H242ZM56 73V72H55ZM69 73V72H68ZM83 73V72H82ZM90 73V72H89ZM157 73H159L158 75H157ZM252 73H254V72H252ZM53 74V73H52ZM57 75V74H56ZM88 75V74H87ZM241 75V74H240ZM250 75V73L248 74V76ZM252 75H254V74H252ZM251 75V76H252ZM25 76V75H24ZM257 76V75H256ZM92 77L90 76V78L92 79ZM96 77V76H95ZM22 78H23V76H22ZM64 78V77H63ZM81 78V77H80ZM83 78V77H82ZM252 78V77H251ZM92 79V80H93ZM247 79L249 80L248 81V83L250 82V77L248 78H246V81H247ZM26 80V79H25ZM38 80V79H37ZM40 80V79H39ZM46 80V79H45ZM53 80V79H52ZM64 80V79H63ZM72 80V79H71ZM86 80V79H85ZM19 81L21 82V81H23L22 83H23V85H22V87L24 88V85H25V81H24V79L23 80H20L19 79ZM31 81H33V80H31ZM44 81V80H43ZM47 81H48V79H47ZM84 81V80H83ZM27 82H30V80L29 81H27ZM26 82V83H27ZM52 82V81H51ZM64 82H65V80H64ZM72 82V81H71ZM72 82V83H73ZM78 82H79V79H78ZM85 82V81H84ZM90 82V81H89ZM252 82V81H251ZM250 82V83H251ZM5 83V82H4ZM14 83V82H13ZM36 83V82H35ZM68 83V82H67ZM71 83V84H72ZM80 83V82H79ZM78 83V84H79ZM211 83V84H210ZM247 83V84H248ZM255 83H257V82H255ZM0 84H1V82H0ZM87 84V83H86ZM207 84H210V85H214V86H210V88L211 89H208V92H204V91H202V92H204V93H202L200 96L199 95H197L198 97L197 98H195L194 97V93H195V95H196V92L197 91H199V90H197V89H199V88H202V87H205V85L207 86ZM3 85V84H2ZM6 85H8V84H6ZM10 86H11V84H10ZM15 86V85H14ZM25 86H27V85H25ZM91 86V87H92ZM218 86V87H217ZM233 86V85H232ZM13 87V86H12ZM242 87V86H241ZM240 87V88H241ZM250 87V86H249ZM247 88L248 89V91L247 90H243L242 92H243V97L245 96L246 97V99H248L247 97H249V95H248V92L250 93L251 91H249L251 88ZM22 88V89H23ZM31 88V87H30ZM42 88V89H43ZM95 88V87H94ZM101 88H99V90H101ZM219 88H221V87H219ZM243 89H244V85H243V87H242ZM242 88H241V90H242ZM5 89V88H4ZM10 89V88H9ZM98 89V88H97ZM223 89V88H222ZM7 90V89H6ZM59 90H62V91H59ZM98 90V91H99ZM197 90V91H196ZM209 90H211V91H209ZM214 90V89H213ZM216 90L214 91V93H216ZM252 90V89H251ZM254 90V89H253ZM256 90V89H255ZM16 91V92H17ZM22 91L24 92V94L22 93ZM40 91V92H39ZM95 91V90H94ZM196 91V92H195ZM206 91V90H205ZM224 91H226V90H224ZM230 91H233L232 89H230ZM229 90H228V92H230ZM15 92V93H16ZM93 92V91H92ZM100 92H102V91H100ZM221 92V91H220ZM227 92V93H228ZM253 92V91H252ZM1 93H2V91H1ZM17 93V94H18ZM198 93V92H197ZM212 93V94H211ZM259 93V92H258ZM46 94V93H45ZM83 94V95H82ZM92 94V93H91ZM210 94H211V97H210ZM224 94V93H223ZM2 95V94H1ZM79 95H80V97H79ZM82 95V96H81ZM86 95H87V93H86ZM95 95V94H94ZM214 95V94H213ZM217 95H219V94H217ZM217 95H215V96H217ZM222 95V94H221ZM257 95V94H256ZM19 96V97H20ZM106 96V97H105ZM208 96V97H207ZM215 96H213V97H215ZM220 96V95H219ZM223 96V95H222ZM221 96V97H222ZM9 97H8V99H9ZM82 97V98H81ZM84 97H85V95H84ZM229 97V96H228ZM237 97V96H236ZM256 97V96H255ZM6 98H7V96H6ZM75 98H79V99H75ZM90 98H91V100H90ZM103 98V99H102ZM193 98H195V99H193ZM219 98V97H218ZM257 98H258V95H257ZM75 99V100H74ZM88 99L90 100L89 102H88ZM93 99V100H92ZM102 99V100H101ZM220 99V98H219ZM241 99V98H240ZM2 100H4V98H2ZM11 100V99H10ZM99 100H100V102H99ZM194 100V101H193ZM213 100H214V98H213ZM218 100V99H217ZM222 100V99H221ZM226 100V99H225ZM232 100V99H231ZM231 100H230V102H231ZM191 101H192V103H191ZM202 101H204V102H202ZM244 101V100H243ZM13 102V101H12ZM11 102V103H12ZM228 102V101H227ZM226 102V103H227ZM251 101H249V104L251 105V103H250ZM10 103V102H9ZM211 103V102H210ZM223 103V102H222ZM245 103V102H244ZM243 103V104H244ZM242 104V103H241ZM247 103H245V105H246ZM8 105V104H7ZM11 105V104H10ZM208 105V104H207ZM240 105V104H239ZM264 105V104H263ZM6 106V105H5ZM4 106V107H5ZM65 106V107H64ZM213 106V105H212ZM220 106V105H219ZM222 106V105H221ZM228 106V105H227ZM226 106V107H227ZM233 106V105H232ZM237 106V105H236ZM249 106V105H248ZM252 106V105H251ZM251 106H249V107H251ZM12 107V106H11ZM207 107V106H206ZM210 107H211V105H210ZM223 107V106H222ZM229 107H231V106H229ZM243 107V106H242ZM241 107V108H242ZM196 108V109H195ZM209 108V107H208ZM245 108H247V107H245ZM195 109V111H197V109H199V111H197L196 113L193 111ZM203 109L206 111V108L205 107H203ZM221 109V108H220ZM217 110V109H216ZM219 110V109H218ZM223 110V109H222ZM245 110V109H244ZM257 111V110H256ZM227 112V111H226ZM231 112V111H230ZM236 112V111H235ZM248 112V111H247ZM251 112V111H250ZM7 113V114H8ZM195 113V114H194ZM200 112L199 113H197V114H201ZM240 113V112H239ZM223 114V113H222ZM232 114V113H231ZM238 114V113H237ZM236 114V115H237ZM220 115V116H219ZM224 115H226V114H224ZM240 115V114H239ZM238 115V116H239ZM253 115V114H252ZM1 116V115H0ZM190 116H192V117H190ZM201 116V115H200ZM249 116V115H248ZM4 117H6V116H4ZM6 118H8V117H6ZM5 118V119H6ZM133 118H135L136 120H138L137 122H135V123H133L132 121L134 120ZM182 118V119H181ZM220 118H219V120L217 119V121L219 122L220 121ZM133 119V120H132ZM237 119V118H236ZM4 120V119H3ZM5 121V120H4ZM176 121V124L174 123ZM205 121H207V120H205ZM223 121V120H222ZM240 121V120H239ZM2 122V121H1ZM0 122V123H1ZM122 123H126V125H127V123L129 124H132L133 123V125H130L129 126V130L128 131H131V133H130V135H126L127 136V138L125 139L126 141L125 142H127V144H128V147H126L125 149H123L122 151H120L119 153H117L114 157H111L110 155H107V150H113L114 151V147L116 148V146L118 145V144H120L118 141H116L113 137V140H114V142H112L111 140H112V138L110 137V136H108L109 138H111V142H110V144H109V146H107L106 144H101L102 142L100 141V140H95L94 142H90L89 141V139H91V138H89V136H88V134H91V132H93L94 133V131H96L97 129H109V128H115L116 129V127L118 128L119 126H121L120 124H122ZM137 123H139L138 124V127L137 126H134V124L135 125H137ZM165 123V124H164ZM186 125H188V124H190V122L187 124V122H184ZM198 123V124H197ZM205 124H207V125H209L210 123L209 122H204ZM204 123L202 124V125H204ZM219 123H221V122H219ZM223 123V122H222ZM123 124V125H124ZM191 124H194V123H192L191 122ZM200 124V126L201 127H203V129L204 128H206L205 126H202ZM234 124V123H233ZM119 125V126H118ZM185 125V126H186ZM195 125V126H196ZM211 125V124H210ZM189 126H191V125H189ZM216 126H218V125H216ZM216 126H214V127H216ZM224 126V125H223ZM230 126V125H229ZM136 127V128H135ZM179 127V126H178ZM192 127V128H191ZM191 127H189V128H187L186 130H188L189 129V131L191 132L192 130L191 129H195V131H196V128L197 127H194L193 125L191 126ZM213 127V126H212ZM198 128H200V127H198ZM219 129H221L220 127H218ZM136 129H138V130H136ZM185 129V128H184ZM183 129V130H184ZM194 129H193V132H194ZM210 129V128H209ZM218 129V130H219ZM232 129V128H231ZM13 130L11 131V132H13ZM34 131V132H36L37 133V131ZM176 130V131H175ZM198 130H200V129H198ZM206 130V129H205ZM56 131H55V133H56ZM103 131V130H102ZM104 131H106V130H104ZM109 131H112V130H109ZM228 131V130H227ZM14 132L13 133H11L12 135L14 134ZM30 132V133H31ZM39 132H41V134L43 133L41 130L39 131ZM39 132H38V134H39ZM108 132V131H107ZM107 132H105V134H103L102 132V136L104 135V136H106V135H109V134H112L111 132L109 133V134H106ZM113 132V131H112ZM115 132V131H114ZM138 132H140L142 135V137L139 139L138 138V141H136V140H134L136 137H137V135H140V133L138 134ZM175 132H177L176 133V135H175ZM188 132V131H187ZM197 132V131H196ZM196 132H194V133H196ZM199 132V131H198ZM223 132V131H222ZM4 133V132H3ZM5 133H6V131H5ZM18 133H16V134H18ZM48 132H46V134H47ZM194 133H191L189 136H192V134H194ZM203 133V132H202ZM238 133V132H237ZM24 134V133H23ZM98 134H99V132H98ZM189 134V133H188ZM187 134V135H188ZM222 134V133H221ZM230 134V133H229ZM4 134H2V136H3ZM32 135V134H31ZM44 135V134H43ZM48 135V134H47ZM94 135V134H93ZM112 135H114V134H112ZM175 135V136H174ZM200 135V134H199ZM1 136V135H0ZM5 136V135H4ZM3 136V137H4ZM27 135H25V137H26ZM45 136L46 135H44V138H45ZM49 136V135H48ZM53 136V135H52ZM136 136V137H135ZM183 136H185V140H186V135L185 134H183ZM218 136V135H217ZM224 136V135H223ZM14 137V136H13ZM12 137V138H13ZM19 137V136H18ZM18 137H17V139H18ZM22 137H23V135H22ZM29 137V136H28ZM39 137V136H38ZM47 137V136H46ZM50 137V136H49ZM122 137V136H121ZM194 137V136H193ZM198 137V136H197ZM7 138V137H6ZM94 138H95V136H94ZM97 138V137H96ZM108 138V139H109ZM116 138V137H115ZM179 138V139H178ZM190 138V137H189ZM5 139V138H4ZM37 139V138H36ZM158 141H157V140ZM183 139V140H184ZM188 139V138H187ZM198 139V140H197ZM209 139V138H208ZM212 139V138H211ZM210 139V140H211ZM216 139V138H215ZM222 139V138H221ZM106 140V139H105ZM121 140V139H120ZM53 141V142H52ZM135 141V142H134ZM157 141V142H156ZM211 141H213V140H211ZM227 141V140H226ZM2 142V141H1ZM3 142H6V141H4L3 140ZM11 142H13V141H11ZM17 142V141H16ZM27 142V141H26ZM121 142V141H120ZM122 142H123V140H122ZM138 142V143H137ZM216 142V141H215ZM223 142V141H222ZM9 143V142H8ZM14 143V142H13ZM24 144H25V142H23ZM30 143V142H29ZM28 143V144H29ZM135 143V144H134ZM207 143V142H206ZM10 144V143H9ZM15 144V143H14ZM13 144V145H14ZM34 144V143H33ZM53 144V145H54ZM122 144H124V143H122ZM122 144H121V146H122ZM213 144V143H212ZM2 145V144H1ZM216 145V144H215ZM8 146H11V145H8ZM24 146V145H23ZM33 146V145H32ZM120 146V147H121ZM154 146V147H153ZM180 146V147H179ZM200 146V145H199ZM20 147H21V145H20ZM28 147V146H27ZM31 147V146H30ZM48 147V149H50ZM52 147V146H51ZM26 148V147H25ZM34 148H36V147H34ZM37 148H39V146H37ZM54 150L56 149L55 148V146L54 147H52ZM150 148V149H151ZM216 148V147H215ZM11 149V148H10ZM27 149V148H26ZM33 149V148H32ZM53 149H52V152H53V154H55L54 152L57 150H55V151H53ZM117 149H118V147H117ZM121 149V148H120ZM42 150V151H43ZM148 150V149H147ZM176 150V151H175ZM224 150V149H223ZM26 151V150H25ZM29 151H31V150H29ZM41 151V150H40ZM138 151V150H137ZM194 151V152H193ZM206 151V150H205ZM226 151V150H225ZM44 152V151H43ZM107 152V153H106ZM139 152V151H138ZM149 152V151H148ZM156 152V151H155ZM204 152V151H203ZM26 153V152H25ZM35 153V152H34ZM37 153H39V151L37 152ZM33 154V153H32ZM41 152L39 153V155L41 156ZM110 154V153H109ZM114 154V153H113ZM141 154V153H140ZM146 154H148L149 155V153H146ZM145 154V155H146ZM153 154V153H152ZM151 154V155H152ZM155 154V153H154ZM210 154V153H209ZM47 155H49V154H47ZM134 155V156H133ZM137 155V154H136ZM141 155H143V154H141ZM144 155V156H145ZM139 156V155H138ZM155 156H156V154H155ZM154 156V157H155ZM216 156V155H215ZM37 157V156H36ZM43 157V156H42ZM47 157H49V156H47ZM137 157V156H136ZM147 157V156H146ZM149 157H152L153 158V156H148V158ZM157 157L158 158H160L159 156H158V154H157ZM223 157V156H222ZM38 158H40V157H38ZM51 158V157H50ZM163 158V157H162ZM161 158V159H162ZM166 158V157H165ZM212 158V157H211ZM155 160L157 159V158H154ZM213 159V158H212ZM228 159H229V157H228ZM38 160V159H37ZM130 160H132V162L130 161ZM165 160V159H164ZM167 160H169V159H167ZM172 160V159H171ZM133 161H135V162H133ZM163 161V160H162ZM224 161V160H223ZM227 161V160H226ZM34 162V161H33ZM131 162V163H130ZM140 161H138L137 163H139ZM166 162V161H165ZM228 162V161H227ZM39 163H40V161H39ZM177 163H179V162H177ZM176 163V164H177ZM35 164V163H34ZM167 164V163H166ZM171 164V163H170ZM213 164V163H212ZM164 166L163 168L161 167V166ZM37 166H39V165H37ZM140 166V165H139ZM182 166H186V165H182ZM182 166H180V167H182ZM224 166H226V165H224ZM99 168V169H103V168ZM138 167V166H137ZM176 168V167H175ZM179 169H181V168H179ZM215 169V168H214ZM90 170V169H89ZM88 170V171H89ZM160 170H162L161 171V173H160V175H158V176H154L153 177V175L154 174H156V173H159L160 172ZM135 171V170H134ZM133 171V172H134ZM164 171V172H163ZM177 170H175V171H173L174 173L176 172ZM187 171H185L186 173H188ZM102 172H103V174H102ZM140 172V173H139ZM167 172V171H166ZM194 172V173H193ZM213 172V171H212ZM100 173V172H99ZM139 173V174H138ZM170 173V172H169ZM183 173V175L182 176H184V172H182ZM185 173V174H186ZM96 174H98L97 172H96ZM173 174V173H172ZM218 174V173H217ZM35 175L32 177L33 179H36L35 178ZM85 175V174H84ZM87 175V174H86ZM102 175V176H101ZM130 175V176H129ZM196 175V176H197ZM52 176H54L55 178H53ZM174 175H172V177H173ZM187 176V175H186ZM186 176H184L182 179H184V178H188V176L186 177ZM190 176H192V175H190ZM194 176V175H193ZM126 177H128V178H126ZM129 177H131V178H129ZM133 177V178H132ZM177 177V176H176ZM38 178H39V176H38ZM37 178V180H38V184H39V179ZM65 178V179H66ZM169 178V179H168ZM174 178V177H173ZM173 178H171L172 180H173ZM195 178V177H194ZM85 179V178H84ZM96 179H99V180H96ZM192 179V178H191ZM196 179V178H195ZM37 180H34L35 182L37 181ZM49 180H47V181H49ZM64 180V179H63ZM78 180H76V181H78ZM88 180V179H87ZM96 180V181H95ZM171 180V181H172ZM180 180V179H179ZM193 180V179H192ZM191 180V181H192ZM215 180V181H214ZM95 181V182H94ZM186 181V180H185ZM22 182V181H21ZM20 182V183H21ZM32 183H35V182H33V181H31ZM62 182V181H61ZM169 182V183H168ZM182 182V181H181ZM198 182V181H197ZM36 183V184H37ZM56 183H58V182H56ZM73 183V182H72ZM74 183H75V181H74ZM83 183V182H82ZM193 183V182H192ZM161 184V185H160ZM194 184V183H193ZM45 185V184H44ZM76 185V186H77ZM159 185V186H158ZM181 185H183V184H181ZM199 185V184H198ZM200 185H202L201 183H200ZM36 186V185H35ZM73 186V185H72ZM157 186H158V188H157ZM37 187V189H38V187L39 186H36ZM35 187V188H36ZM170 187V186H169ZM20 188V187H19ZM164 188H166L165 186H164ZM172 188V187H171ZM171 188H168V189H171ZM39 189H40V187H39ZM41 189H43V187L41 188ZM173 189H175V188H173ZM177 189V188H176ZM175 189V190H176ZM181 189V188H180ZM202 189H204V187L202 188ZM44 190V189H43ZM152 190V191H151ZM154 190H156V191H154ZM172 190V189H171ZM119 191V192H118ZM121 191V192H120ZM147 191H149V193L147 192ZM159 192V193H157L158 194V196L160 195V198L158 199V203L156 202V200H154V202H151V200H149V198H147V200H149V202L148 201H146L145 200V203H144V205L142 204V203H140L139 201H138V204L140 203V205H137V206H140V208H131V207H129V208H131V210H129V214H126L127 215V219L125 218V216L126 215H121V217L122 218H120V217H116V216H112L111 214L112 213H110L109 211H111L112 210V208H111V206H110V208H111V210L109 209V206H108V202H109V204L111 205V201L113 200V197L116 195L117 196V194H118V196H120V194L123 196L124 194H122V193H125L126 194V196L124 197V198H127L128 199V201L130 200H132L134 197H135V195L137 196V195H139V197L141 196L142 197V195H140V194H146V193H148V194H150V192ZM174 191V190H173ZM208 191V190H207ZM70 192V191H69ZM78 192V191H77ZM118 192V193H117ZM175 192H177V191H175ZM137 193H140V194H137ZM180 193V192H179ZM165 195V197H163ZM168 197H167V196ZM80 196V195H79ZM86 198H85V197ZM115 196V197H116ZM144 196V195H143ZM175 196V195H174ZM51 197V196H50ZM56 197V196H55ZM59 197V196H58ZM57 197V198H58ZM67 197V196H66ZM57 198H53V201H54V203H55V200H56V202H58L59 201V198L57 199ZM165 198V199H164ZM167 198V199H166ZM198 198V197H197ZM197 198H196V200H197ZM72 199V198H71ZM85 199V200H84ZM117 199V198H116ZM120 199V198H119ZM117 199L118 201H120V200H122V199ZM127 199H125V200H127ZM161 199H164V204L166 203V204H168V205H165V206H167L165 209L166 210H164L163 209V207H165L163 204H161V201H159V200H161ZM58 200V201H57ZM84 200V201H83ZM125 200L123 201V202H125ZM140 200H143V198L142 199H140ZM189 200V199H188ZM199 200V199H198ZM129 201V202H130ZM46 202V201H45ZM50 202H52V201H50ZM113 202H115V200L113 201ZM135 202V200L134 201H131V203H134ZM142 202V201H141ZM144 202V201H143ZM156 202V205L158 204L159 205V207L162 205V212L160 211V210H158L159 209V207H157V206H155L154 205V203ZM160 202V203H159ZM72 205H71V204ZM136 203V202H135ZM134 203V205H136ZM163 203V202H162ZM181 203V204H180ZM180 203H177L178 205H182V203L183 202H180ZM185 203V202H184ZM184 203H183V206H184ZM192 203V202H191ZM107 204V208L109 209L108 210V212H109V214H110V216H112L113 218L115 217L116 219L115 220H117V219H119L118 221H116V222H120L121 223V220L124 218V219H126L127 220V225L126 226H128V228L127 229H124L123 228V226H122V223H121V225L119 224V223H116V224H118L119 226H117V227H114V225L113 224H111V223H114L115 221H114V219H112V220H110L111 219V217L110 216H104V215H106V214H108V213H106L105 212V210H103V209H101V210H103V211H101V212H103V213H106V214H103V219L105 220V224H106V227H108L107 225H111V228H109V230H112V231H109V230H107V228L105 227V230L103 229V227H104V225H103V221L104 220H102V222H101V219L99 220V218H97V219H93L92 217H93V215L95 214L94 212L99 208V210H100V207H101V205L103 206V205H106ZM141 204H142V206H141ZM170 204V205H169ZM186 204V203H185ZM112 205H117V204H115V203H113ZM174 205V206H175ZM187 205V204H186ZM218 205V204H217ZM170 206V207H171ZM190 206V205H189ZM104 207V206H103ZM106 207H104L106 210H107V208ZM113 207V206H112ZM155 207H157V208H155ZM116 208V207H115ZM115 208H113V209H115ZM119 208V207H118ZM117 208V209H118ZM124 208V207H123ZM161 208V207H160ZM181 208V207H180ZM179 208V209H180ZM39 209V208H38ZM157 209V210H156ZM177 209V208H176ZM178 209V210H179ZM37 210V209H36ZM153 210V211H152ZM155 210V211H154ZM177 210V211H178ZM38 211V210H37ZM115 211V210H114ZM150 211H152L151 213H150ZM158 213H157V212ZM188 211H189V209H188ZM187 211V212H188ZM100 212V211H99ZM98 212V210H97V213H99ZM112 212H113V210H112ZM116 212V211H115ZM156 213V214H152V213ZM184 212V211H183ZM186 212V211H185ZM91 213H93V215L91 214ZM96 213V214H97ZM114 213V212H113ZM150 213V214H149ZM175 213V212H174ZM174 213H172V214H174ZM61 214H63V215H61ZM92 215V217H91V215ZM95 214V215H96ZM176 214H178V212H176ZM179 214H181L180 212H179ZM218 214V213H217ZM98 215V214H97ZM114 215H116V214H114ZM141 215H143L142 216V218H141ZM184 215V214H183ZM44 216V217H45ZM91 217V219L92 220H90V217ZM120 216V215H119ZM140 216V217H139ZM173 216V215H172ZM190 216V215H189ZM43 217V216H42ZM43 217V218H44ZM95 217V216H94ZM105 217V218H104ZM108 217H109V219H108ZM178 217H180L181 218V216H178ZM178 217L176 218V219H178ZM46 218V219H47ZM65 218V219H66ZM96 218V217H95ZM175 218V217H174ZM185 218V217H184ZM187 218V217H186ZM199 218V217H198ZM60 219V218H59ZM107 219H108V221L110 220V221H114V222H111V223H108L107 222ZM121 219V220H120ZM44 220V219H43ZM42 220V221H43ZM50 220V221H49ZM53 220V219H52ZM68 220H66V221H68ZM126 220H122V222L123 223H125V221ZM180 220V219H179ZM57 221V220H56ZM91 221H93V222H91ZM109 221V222H110ZM41 222V221H40ZM44 222V221H43ZM43 222H41V226L43 225ZM174 224H173V223ZM46 223V221L44 222V224ZM68 223V222H67ZM207 223V222H206ZM70 224H71V222H70ZM116 224H115V226H116ZM69 225V224H68ZM113 225V226H112ZM185 225V224H184ZM189 225H190V223H189ZM206 225H208V224H206ZM37 226V225H36ZM40 226V227H41ZM181 226V225H180ZM202 226H204V225H202ZM81 229H80V228ZM110 227V226H109ZM125 227V226H124ZM178 227V226H177ZM212 227V226H211ZM38 228V227H37ZM115 228V229H114ZM174 228V227H173ZM200 228V227H199ZM62 229V228H61ZM102 229L104 230V233H102L101 231H102ZM114 229V230H113ZM187 229V228H186ZM217 229V228H216ZM83 230H81V231H83ZM196 230V229H195ZM194 230V231H195ZM201 230H202V227H201ZM209 230H210V227H209ZM36 232H37V230H36ZM212 232V231H211ZM200 233H202V232H200ZM209 233V232H208ZM172 234V233H171ZM203 234V233H202ZM201 235V234H200ZM209 235V234H208ZM204 236H205V234H204ZM211 237V236H210ZM210 237H209V239H210ZM217 237V236H216ZM56 239V238H55ZM202 239V238H201ZM200 239V240H201ZM203 239H205V238H203ZM27 240V241H26ZM242 240V239H241ZM52 241H54V240H52ZM175 241H176V239H175ZM202 241V240H201ZM204 241V243L206 242V240H203ZM202 241V242H203ZM243 241V240H242ZM35 242V243H34ZM51 242V241H50ZM70 242V241H69ZM71 242V243H72ZM119 242L120 243H122V244H119ZM68 242H66V244H67ZM70 243V244H71ZM112 243H114V244H112ZM141 243H139L138 245H140ZM174 243V242H173ZM204 243H203V245H204ZM206 243H208V242H206ZM242 243V242H241ZM7 244V243H6ZM34 244V245H33ZM110 244H112V245H110ZM143 244V245H144ZM229 244V243H228ZM256 244V243H255ZM37 245H39V244H37ZM72 245H73V243H72ZM137 245V246H138ZM144 245V246H145ZM208 245H210V244H208ZM208 245H206L205 247H207ZM4 246V245H3ZM2 246V247H3ZM66 246V245H65ZM69 246H71V245H67V247H69ZM74 246V249H75V245H73ZM73 246H72V248H73ZM112 246V247H111ZM122 246V247H123ZM132 246V247H131ZM174 246H175V244H174ZM231 246H233V245H231ZM230 246V247H231ZM235 246V245H234ZM244 246H245V244H244ZM249 246H250V244H249ZM109 247H107V248H109ZM114 247V248H113ZM142 247V246H141ZM204 247V246H203ZM239 247V246H238ZM251 247V246H250ZM70 249H72L71 247H69ZM101 248V249H102ZM126 248V249H127ZM135 247H133V249H134ZM211 248V247H210ZM229 248V247H228ZM246 248H248V246L246 247ZM245 248V249H246ZM69 249V250H70ZM151 248H150V250H152ZM171 249V248H170ZM226 249V248H225ZM244 249V248H243ZM256 249V248H255ZM261 249V248H260ZM97 250V251H96ZM103 250V251H104ZM128 250V249H127ZM135 250V249H134ZM134 250H132L133 251V253L135 252ZM168 250H169V248H168ZM172 250V249H171ZM202 250H203V252H204V248H202ZM242 250V249H241ZM251 250V249H250ZM257 250V249H256ZM72 251H73V249H72ZM80 251V252H79ZM96 251V252H95ZM100 251H102V250H100ZM105 251H108V249H106ZM110 251V250H109ZM155 251H156V249H155ZM170 251V250H169ZM168 251V252H169ZM174 251V250H173ZM201 251V250H200ZM210 251V250H209ZM226 251V250H225ZM232 251V250H231ZM234 251H235V249H234ZM244 251V250H243ZM82 252V255H80V253ZM153 252V251H152ZM159 252V253H160ZM168 252H166V253H168ZM171 252V251H170ZM197 252V251H196ZM199 252V251H198ZM202 252V251H201ZM233 252V251H232ZM231 252V253H232ZM245 252V251H244ZM247 252H248V249H247ZM67 253V252H66ZM155 253V252H154ZM163 253L164 252H162V254L161 255H163ZM228 253V252H227ZM230 253V254H231ZM235 253H238V252H234V253H232L233 255L235 254ZM76 254V253H75ZM156 254H158V253H156ZM155 254V255H156ZM196 254H198V253H196ZM69 255V254H68ZM76 255V256H77ZM154 255V256H155ZM195 255V254H194ZM200 255H204L203 253H201ZM254 255V254H253ZM260 255V254H259ZM80 256V257H79ZM158 256V255H157ZM172 256V255H171ZM92 257H94V255H92ZM97 257V256H96ZM195 257V256H194ZM204 257V256H203ZM155 258V257H154ZM158 258V257H157ZM254 258V257H253ZM41 259H43V258H41ZM72 259V258H71ZM92 259V258H91ZM163 259H164V257H163ZM167 259V258H166ZM169 259V258H168ZM197 258L195 257V260H196ZM160 260V259H159ZM165 260V259H164ZM197 260H199V259H197ZM208 260V259H207ZM213 260V259H212ZM255 260H257L256 258H255ZM43 261H44V259H43ZM80 261H78V262H80ZM214 261V260H213ZM226 261H228V260H226ZM74 262V261H73ZM89 262H90V260H89ZM169 262V261H168ZM180 262V261H179ZM208 263H211V262H209V261H207ZM222 262V261H221ZM71 263H72V260H71ZM76 264H79V263H77V262H75ZM84 263H82V264H84ZM164 263H165V261H164ZM163 263V264H164ZM167 263V262H166ZM192 263V262H191ZM190 263V264H191ZM194 263V262H193ZM197 263V262H196ZM207 263V264H208ZM219 263V262H218ZM217 262H216V264H218ZM226 263V262H225ZM235 263H236V261H235ZM257 263V262H256ZM68 264V263H67ZM74 264V263H73ZM81 264V263H80ZM89 264V263H88ZM213 264H215V263H213ZM220 264V263H219ZM221 264H223V263H221Z\"/></svg>","mask_w":264,"mask_h":264}]
</instances>
